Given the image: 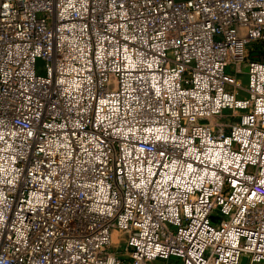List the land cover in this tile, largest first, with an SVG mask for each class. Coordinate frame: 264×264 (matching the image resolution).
<instances>
[{"label":"built area","instance_id":"2783aa9c","mask_svg":"<svg viewBox=\"0 0 264 264\" xmlns=\"http://www.w3.org/2000/svg\"><path fill=\"white\" fill-rule=\"evenodd\" d=\"M251 43L264 0H0V264H264Z\"/></svg>","mask_w":264,"mask_h":264},{"label":"rangeland","instance_id":"374dc122","mask_svg":"<svg viewBox=\"0 0 264 264\" xmlns=\"http://www.w3.org/2000/svg\"><path fill=\"white\" fill-rule=\"evenodd\" d=\"M263 47L259 48L258 46H256L254 43H251L248 46V54L251 55H255L257 52L264 50V45H262ZM39 65H41V62L39 61L38 63ZM244 66L242 67V71H244ZM237 82L240 85H246L247 79H246V75H244V73H242L239 77ZM246 94L241 91L240 92V97H244ZM125 237L121 232H114L113 234V240H112V244L111 247L118 253L121 255V257H126L125 251H123V244L122 241H124ZM154 264H179L178 259H176L175 257H170L167 261L166 260H162V259H157Z\"/></svg>","mask_w":264,"mask_h":264}]
</instances>
